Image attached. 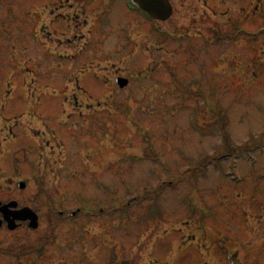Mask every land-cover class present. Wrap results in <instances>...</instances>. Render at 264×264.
<instances>
[{"label": "rangeland", "instance_id": "1", "mask_svg": "<svg viewBox=\"0 0 264 264\" xmlns=\"http://www.w3.org/2000/svg\"><path fill=\"white\" fill-rule=\"evenodd\" d=\"M169 1L155 23L130 0H0V201L41 220L1 250L53 238L46 264H201L180 225L196 216L218 235L207 264H264V0H204L221 18L203 24L200 0Z\"/></svg>", "mask_w": 264, "mask_h": 264}, {"label": "water", "instance_id": "2", "mask_svg": "<svg viewBox=\"0 0 264 264\" xmlns=\"http://www.w3.org/2000/svg\"><path fill=\"white\" fill-rule=\"evenodd\" d=\"M135 3L139 5L141 10L148 14L150 17L161 21V22H166L172 15V8L167 2V0H133ZM118 85L121 88H124L127 86L128 82L127 81H118ZM26 188V185L24 183L19 184V189L24 190ZM11 207H17L16 204L10 205V206H5L1 208L0 204V212L4 215L5 220L9 223V228L10 230H15L16 226L15 222L16 221H31L32 225L31 227L33 229L37 228L36 222L37 218L33 214L32 211L29 209H24L20 213H13L10 211ZM14 224V225H13ZM123 264H129V263H123ZM232 264H237V263H232Z\"/></svg>", "mask_w": 264, "mask_h": 264}, {"label": "flooded vegetation", "instance_id": "3", "mask_svg": "<svg viewBox=\"0 0 264 264\" xmlns=\"http://www.w3.org/2000/svg\"><path fill=\"white\" fill-rule=\"evenodd\" d=\"M192 1L193 0H177V6L179 7L180 4H181L182 7H185L186 8L185 9V11H186L185 13H190L191 12V9L193 8V6L192 5H188L187 2H192ZM221 1H222V4H223V0H221ZM240 1L241 0H238L237 3L239 4ZM251 2L253 4V6H254L255 5V0H251L249 6H251ZM205 6L207 7V5H205ZM235 6H237V5H235ZM204 11H205L206 14H200V15L198 13H196V12H192L193 13V16H194L193 19H194L195 23L203 24L204 21H206V20L208 21V18H209L208 11H209V9H204ZM234 13H237V12H234ZM226 15H228V13H226ZM187 18L188 17H185L184 19H187ZM19 208H21V206H19ZM181 221L182 220H180V223H181ZM200 225H201V227L199 226V224H195V225H192L191 224L190 225V230H191L190 237L193 240H195L196 242H199L200 243V246L202 245V242L205 240L206 244L203 247L206 249L207 253L210 254V252L212 251V245L211 246H208V243L210 242L209 241V237H210L209 231H208L207 228L204 227V225H202V224H200ZM27 229H28V223L20 224L18 230L15 233H17L19 231H22V230L23 231H26ZM0 233H4V235L1 237V240H0L1 241V244H0L1 247H4L7 242L9 243V238L11 237V234H15V233H8L7 230H6V226L5 225H2V229H1ZM17 242H19V241L18 240H15V242H13V243H17ZM45 243H47V240L44 241L43 244H45ZM9 251L10 252H16L17 254H21L22 252H24V251H20L19 244L18 245L15 244L13 246V248H10ZM31 253H36V252H35L34 249H32L31 250ZM48 258L49 257L46 258V255H45L44 257H42L41 259H39V262H34V263H30V264H46L44 262H47L48 261ZM36 260H38V258H36Z\"/></svg>", "mask_w": 264, "mask_h": 264}]
</instances>
